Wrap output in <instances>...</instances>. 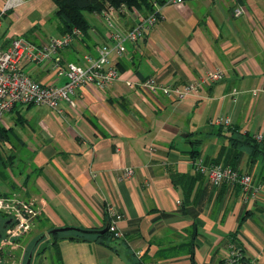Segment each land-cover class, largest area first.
Masks as SVG:
<instances>
[{"label":"crops","instance_id":"obj_1","mask_svg":"<svg viewBox=\"0 0 264 264\" xmlns=\"http://www.w3.org/2000/svg\"><path fill=\"white\" fill-rule=\"evenodd\" d=\"M239 7L245 12L236 16ZM55 9L52 0H23L3 19L0 48L18 37L39 45L63 35L59 21L50 25ZM159 13L146 39L128 44L116 60L122 79L105 92L80 88L77 108L63 103V114L18 106L2 124L13 129L37 173L26 198L40 212L36 223L46 235L40 243L55 228L108 227L106 207L113 205L124 215V239L59 236L63 264H220L234 237L245 264H264V141L256 139L264 137V91L253 93L264 87V0H187L165 3ZM92 16L89 37L63 53L66 61L80 62L108 43L112 28ZM113 20L126 32L138 19L122 13ZM22 68L42 84L65 82L51 61ZM214 70L224 78L185 100L127 85L155 77L178 86ZM250 137L261 147L253 148ZM196 156L235 166L259 191L209 181L194 168ZM127 168L134 176L121 179ZM52 243L39 256L49 251L57 264Z\"/></svg>","mask_w":264,"mask_h":264},{"label":"built area","instance_id":"obj_2","mask_svg":"<svg viewBox=\"0 0 264 264\" xmlns=\"http://www.w3.org/2000/svg\"><path fill=\"white\" fill-rule=\"evenodd\" d=\"M187 0H167L166 3L182 6ZM23 4V0H6L0 9V28L5 15ZM155 12L147 15L138 13L136 8L131 10L125 5L110 6L101 13L103 19L112 28L108 43L95 47L94 54H85L80 62L66 61L63 53L72 47L77 41L83 39L84 34L79 28H74L68 33L58 37H51L46 43L37 45L25 38L13 39L11 46L4 50L0 48V124L5 123L8 114L18 106H48L60 114L64 113L62 104L67 103L71 109L77 108L76 92L84 87L91 86L98 91L105 92L116 82L122 79V73L117 66V59L126 55L127 45L143 42L161 20L159 13L161 5L153 3ZM245 12L243 7L235 10V15L240 16ZM131 13L137 17V24L126 32L114 28L113 19L116 14ZM52 62L53 68L58 76L65 82L61 85L42 84L26 72L22 66L25 62L41 64ZM225 73L221 70H214L207 73L199 80H194L183 85H166L155 77L147 78L138 83L127 81L130 88L142 87L151 94L162 95L170 99L185 100L189 97H197L205 84H213L221 81ZM264 91L254 90L253 93ZM217 123L229 126L228 119H217ZM258 141L263 142L264 137L258 135ZM196 171L204 175L214 183H229L240 186L244 191L258 192L260 186H255L251 175L243 173L238 169L222 164L206 163L203 157L194 161ZM134 176V169L127 168L122 171L121 179H131ZM18 198V199H17ZM7 198L0 196V213L9 220L8 245L21 247L18 236L26 234L36 228V219L39 210L32 199L17 197ZM108 217V230L115 239H124V233L120 230L119 224L124 215L113 205L106 207ZM6 243V242H5ZM3 247H1L2 249ZM141 255L140 252L137 253ZM14 256H16L14 254ZM245 257L241 247L235 245L234 241L229 244V253L220 264H245ZM27 261V260H26ZM0 264H26L25 257H1ZM143 264H157L152 261H145Z\"/></svg>","mask_w":264,"mask_h":264},{"label":"trees","instance_id":"obj_3","mask_svg":"<svg viewBox=\"0 0 264 264\" xmlns=\"http://www.w3.org/2000/svg\"><path fill=\"white\" fill-rule=\"evenodd\" d=\"M53 3L56 6L55 9V17L58 19V21L61 23L60 29L62 30L63 34L70 32L74 28H79L83 34L84 37H89V31L91 29V24L86 16V14L90 13H101L105 9L109 8L110 6H120L122 4H125L130 10L132 8H136L139 11L143 12L144 14H151L155 12L153 3L156 1L161 6L164 5L167 0H52ZM83 37V38H84ZM31 106V105H30ZM16 135L14 134L13 129H8L4 125H0V181L4 182L9 180V175L11 169L12 174L20 173L21 168L15 169L13 167V163L16 159V155H10L5 157L4 153V145L10 144L13 141H16ZM255 142L251 137L248 138V142ZM253 148H259L261 147L260 143L257 144L255 142V145L252 146ZM200 156H196L194 159L199 158ZM207 162V161H206ZM208 163V162H207ZM216 164H221L219 162H215ZM234 169H237L235 166H231ZM33 175H37L36 172L28 175L29 178H31ZM12 183L11 189L15 190L17 187L16 183L13 181H10ZM0 216L5 215L0 213ZM9 220L5 221L2 226H0L1 229H5L8 226ZM65 234H55L51 235L53 239L52 248H54L56 259L55 262L57 264H63L61 251L58 247L57 238L59 236H62ZM68 238L71 239H77V240H87L88 238H97V240H108V239H115L113 234L108 230V232L104 235H83L78 233H70L68 234ZM235 239V237H234ZM232 239V241L235 240ZM116 240V239H115ZM36 243V242H35ZM35 243L33 245V248L31 250V253L34 250ZM235 245H237L235 243ZM238 246V245H237ZM38 247V246H37ZM239 247V246H238ZM143 264V263H142Z\"/></svg>","mask_w":264,"mask_h":264},{"label":"rangeland","instance_id":"obj_4","mask_svg":"<svg viewBox=\"0 0 264 264\" xmlns=\"http://www.w3.org/2000/svg\"><path fill=\"white\" fill-rule=\"evenodd\" d=\"M135 11L138 12L139 10L136 9ZM138 13L146 15L141 11H139ZM92 15H97L99 19L108 27V29H110L108 23L105 21V19L101 17V15H98L95 13L93 14L88 13L86 14V16L89 21L92 22L93 20ZM51 18L53 19H52V24L50 25L53 26L54 24L58 22V19H56L55 13L51 14ZM17 139H18L17 141H13L10 144H5L3 150L5 153V157L13 155V154L16 155V159L13 163V167L15 169L21 168V171L20 173H18V175L17 174L15 175V174H12L11 169H9L10 171L9 180L4 181V182L0 181V196L7 197V198H14V199H16L17 197H21V198L30 197L26 191L28 189L26 188V186H27L28 181L30 180L28 175L33 173L28 168L29 161H30V153L28 152V150L21 147L20 139L18 137ZM13 180L14 182L16 181V183L19 182L20 185L16 184L17 185V187H15L16 189L12 191L11 190L12 183H10V181H13ZM39 217L40 216L38 215V218ZM7 220L8 219L5 218L4 216H0V226H2L3 223ZM9 227L10 225H8L4 230L3 229L0 230V255L1 257H25V262H26L27 258L29 257L31 253L34 243L37 242V240L42 239L43 234H41L42 232L36 223V228H34L32 231L26 234L25 233L20 234L18 236V238L20 237L19 241L21 242V247L19 249H16L15 248L16 246L8 245L7 240L5 241L6 243L3 242L8 237ZM52 240H53L52 236H50L49 239L46 238L38 245V247L34 248L35 252H34L33 264H51V260L54 261V257H51V254L49 253V251L46 255L47 257L39 256L41 251L43 249H46L50 245V241L52 243ZM1 247L3 248L1 249ZM14 254L16 256H14Z\"/></svg>","mask_w":264,"mask_h":264},{"label":"water","instance_id":"obj_5","mask_svg":"<svg viewBox=\"0 0 264 264\" xmlns=\"http://www.w3.org/2000/svg\"><path fill=\"white\" fill-rule=\"evenodd\" d=\"M108 232V227L101 229V230H94V229H84V228H79V227H60V228H55L49 231L48 235H55V234H70V233H78V234H83V235H104ZM46 235H43L44 239ZM42 239L37 240L35 243V247L38 246L40 241ZM34 247V248H35ZM34 252L35 249L33 250L32 253H30L29 257L27 258L26 264H32L33 259H34Z\"/></svg>","mask_w":264,"mask_h":264},{"label":"flooded vegetation","instance_id":"obj_6","mask_svg":"<svg viewBox=\"0 0 264 264\" xmlns=\"http://www.w3.org/2000/svg\"><path fill=\"white\" fill-rule=\"evenodd\" d=\"M10 223V222H9ZM9 223H8V225H9Z\"/></svg>","mask_w":264,"mask_h":264}]
</instances>
